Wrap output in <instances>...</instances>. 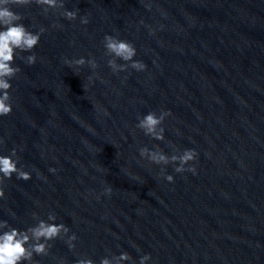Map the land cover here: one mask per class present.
Listing matches in <instances>:
<instances>
[{"label": "clouds", "instance_id": "1", "mask_svg": "<svg viewBox=\"0 0 264 264\" xmlns=\"http://www.w3.org/2000/svg\"><path fill=\"white\" fill-rule=\"evenodd\" d=\"M37 4L47 13L49 10L64 9V0H0V116H7L12 112L10 89L12 85L10 80L13 79L20 71L18 67H14L16 53L31 52L39 43L40 36L44 29L40 32L29 31L28 28L21 22L24 17L15 12L12 6H28ZM69 21L77 19V11L64 10L62 13ZM82 24H88L87 16L81 17ZM104 47L106 55L112 56L113 59L108 61L109 67L114 72L124 71L127 64H118L117 58L125 62H131V68L142 71L145 69V64L136 61L133 58L136 56V49L128 41L118 39L117 37L106 35L104 37ZM26 63L32 65L36 61L35 54L22 57ZM88 64L93 70L97 68V63L94 59L85 60L83 57L75 60H65V64L76 66L77 70L80 66ZM91 80V77H89ZM170 112L161 111L159 115L155 112H149L142 118H138L139 122L136 127L141 129L145 135L152 137L155 140L164 139V129L160 127L165 117L169 116ZM0 143H3L0 140ZM140 156L147 158L151 163L156 165L176 164L175 171L183 173L189 171L196 174L195 166L185 168L189 162L194 161L197 153L193 149H186L182 154H173L168 156L162 151H150L147 147H142L139 150ZM17 153L12 149L11 155H0V198L5 195L3 184L6 179H11L13 174H16L17 179L29 180L31 175L24 171L22 167H18L19 160L13 159ZM55 172V169H51ZM163 173V169H162ZM165 179L168 182H173V176L167 175ZM110 194L111 189L106 190ZM35 215V214H34ZM55 215L49 214L47 220L40 219L39 222L26 230H20L9 226L7 221H0V229L7 228V231L0 232V264H31L33 256L47 255L50 247L49 241L61 238L63 233L67 236L66 243L69 248L75 247L73 241L77 239L76 235H68L69 228L64 224L54 223ZM48 221H52L49 223ZM29 233L31 235H29ZM34 241V243H30ZM151 259L149 254H145L140 258L139 264H146ZM132 257L127 252H122L119 255L103 257L100 264H121V262L130 261ZM77 264H95L91 258H83L77 261Z\"/></svg>", "mask_w": 264, "mask_h": 264}]
</instances>
